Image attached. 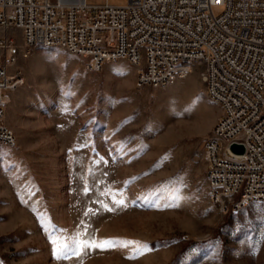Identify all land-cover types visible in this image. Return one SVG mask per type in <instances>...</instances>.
<instances>
[{
    "label": "rangeland",
    "instance_id": "obj_1",
    "mask_svg": "<svg viewBox=\"0 0 264 264\" xmlns=\"http://www.w3.org/2000/svg\"><path fill=\"white\" fill-rule=\"evenodd\" d=\"M11 71L25 80L6 113L17 143L0 142V264H264V202H212L203 146L221 106L199 70L139 87L128 60L91 71L38 46ZM106 240L140 250L90 246Z\"/></svg>",
    "mask_w": 264,
    "mask_h": 264
},
{
    "label": "built area",
    "instance_id": "obj_2",
    "mask_svg": "<svg viewBox=\"0 0 264 264\" xmlns=\"http://www.w3.org/2000/svg\"><path fill=\"white\" fill-rule=\"evenodd\" d=\"M38 46L62 47L91 71L128 60L139 87L199 70L221 106L203 146L212 202L223 214L264 202V0H0V142L8 145L17 143L6 121L10 93L25 80L11 69ZM234 142L245 152H233Z\"/></svg>",
    "mask_w": 264,
    "mask_h": 264
},
{
    "label": "snow or ice",
    "instance_id": "obj_3",
    "mask_svg": "<svg viewBox=\"0 0 264 264\" xmlns=\"http://www.w3.org/2000/svg\"><path fill=\"white\" fill-rule=\"evenodd\" d=\"M120 203H122V201ZM54 243H56V242L54 241ZM116 243H119L120 246H122V247H128L129 245H134V246H136V249H135L136 251L140 250L139 243L136 241H131V240L119 241V242H113V241H107L106 240V241H102L100 243L92 242L90 246L96 247V248L114 247L116 245ZM62 247H63V245L57 244V247L54 249V253L59 254Z\"/></svg>",
    "mask_w": 264,
    "mask_h": 264
},
{
    "label": "water",
    "instance_id": "obj_4",
    "mask_svg": "<svg viewBox=\"0 0 264 264\" xmlns=\"http://www.w3.org/2000/svg\"><path fill=\"white\" fill-rule=\"evenodd\" d=\"M231 150L237 154H242L245 152V145L243 143L234 142L231 145Z\"/></svg>",
    "mask_w": 264,
    "mask_h": 264
}]
</instances>
